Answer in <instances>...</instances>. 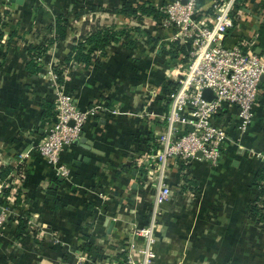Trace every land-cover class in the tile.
Instances as JSON below:
<instances>
[{
  "label": "crops",
  "instance_id": "0c3cea01",
  "mask_svg": "<svg viewBox=\"0 0 264 264\" xmlns=\"http://www.w3.org/2000/svg\"><path fill=\"white\" fill-rule=\"evenodd\" d=\"M167 1L22 0L11 8L0 0V183L8 184L3 194L10 210L0 264H122L128 243H141L132 229L149 221L155 167L137 160L147 162L144 155L156 148L190 50L160 25ZM212 1L203 0L204 17ZM125 3H150L159 18L122 13ZM59 14L68 21L65 38L49 44ZM232 16L224 42L256 50L264 0H243ZM95 28L115 32L116 39L89 65L77 63L63 74L62 83L79 108L98 103L102 109L63 148L68 175L55 176L35 150L54 118L43 114V104L53 100L46 72ZM39 46L46 49L38 55ZM30 59L40 69H29ZM257 96L250 125L244 133L230 130L234 143L216 165L198 158L186 170L168 166L171 196L158 214L151 264H264V80ZM227 111L236 124L235 110ZM16 174L25 180L15 181ZM52 186L56 196L49 199Z\"/></svg>",
  "mask_w": 264,
  "mask_h": 264
},
{
  "label": "built area",
  "instance_id": "2783aa9c",
  "mask_svg": "<svg viewBox=\"0 0 264 264\" xmlns=\"http://www.w3.org/2000/svg\"><path fill=\"white\" fill-rule=\"evenodd\" d=\"M235 3L236 0H213L212 13L207 17L202 15L201 7L196 6V0H169L163 7L166 16L162 26L172 32V39L189 44V62L181 66L177 86L169 94L168 110L155 150L144 155L147 162L143 157L137 160L138 166L145 163L148 169L151 164L155 167L149 171L155 189L147 225L132 229L134 235L141 237V243H128L122 264H151L155 257V225L161 205L171 196L165 182L168 166L177 165L186 170L185 164L198 158L216 165L227 146L234 143L230 130L244 133L253 119L258 87L264 75V52L257 54L251 46L224 42L226 34L234 27ZM75 65L77 63L67 67L61 62L55 67L62 69L63 75ZM46 73L53 83L54 118L45 126L35 150L55 176H67L68 169L60 159L64 146L77 140L86 119L102 108L98 103L79 108L73 94L57 81L53 67ZM205 88L211 90V100L202 97ZM224 108L235 110L236 124L228 118V111L220 115ZM261 159L264 162V155ZM19 178L25 180V174H16L15 181ZM5 186L8 184L0 183V237L10 214L4 203ZM261 188L264 190V179Z\"/></svg>",
  "mask_w": 264,
  "mask_h": 264
},
{
  "label": "trees",
  "instance_id": "16d2710c",
  "mask_svg": "<svg viewBox=\"0 0 264 264\" xmlns=\"http://www.w3.org/2000/svg\"><path fill=\"white\" fill-rule=\"evenodd\" d=\"M202 2L203 0H196V6L201 7L203 5ZM238 2L239 1L235 3V9L240 7ZM121 12L129 14V15H133V16H137L138 14L152 15L157 18H159V15H160L158 11L150 3H145L142 5L140 4L130 5L128 3H125L121 8ZM67 24H68V21L66 18H64V15L62 14H59L54 18V22L51 25V30L53 34L50 37V39H48L49 44L53 43L54 41L63 40L65 38V35L67 32ZM115 39H116L115 32H112L111 30L107 28H95L88 35H86L83 39H81L80 41H74L69 46V52L66 54L64 58L65 59L64 64L67 67H70L72 63H84L87 66L90 63H92L91 60L93 58L92 55L94 53L103 54L106 45ZM257 45L258 47L261 48V50L264 51V23L261 25L259 29ZM34 49H36L39 52V53L37 52L39 55L40 52L42 53L45 51L46 47L39 46V47H35ZM34 49L33 48L29 49V53L31 54V56H34L35 54L33 53ZM179 49L183 51L184 47L177 45L176 50H179ZM187 57L188 56H186V59ZM28 68L37 71L38 69H40V66L38 62H34L33 59H30V61L28 62ZM53 70L57 75V81L61 83L63 80L62 69H57V67L54 66ZM48 103L52 107H49ZM43 108L47 110V113L43 112L45 117H49L53 115V102L52 101L51 102L47 101L46 103H44ZM222 114H223V109L220 110V115ZM25 224H26V221L22 219L20 222L21 226H19L18 228L20 235L22 234V230L25 228Z\"/></svg>",
  "mask_w": 264,
  "mask_h": 264
},
{
  "label": "water",
  "instance_id": "95a60500",
  "mask_svg": "<svg viewBox=\"0 0 264 264\" xmlns=\"http://www.w3.org/2000/svg\"><path fill=\"white\" fill-rule=\"evenodd\" d=\"M22 0H9V7L13 8L15 4H19L21 3ZM183 2H185V0H183ZM255 52L257 54H260L261 53V48L260 47H257ZM264 80V75L261 77V81ZM212 92L210 89L208 88H205L203 89L202 91V97L206 100H211L212 99ZM70 124H72V122H70ZM81 142L85 141L84 138H81L80 139ZM77 142V140H75L73 143L75 144ZM66 147V145L64 146V148ZM197 156H200V153L197 154ZM47 194H48V198L49 199H53L56 195H55V190L53 188V186L47 191Z\"/></svg>",
  "mask_w": 264,
  "mask_h": 264
},
{
  "label": "rangeland",
  "instance_id": "374dc122",
  "mask_svg": "<svg viewBox=\"0 0 264 264\" xmlns=\"http://www.w3.org/2000/svg\"><path fill=\"white\" fill-rule=\"evenodd\" d=\"M218 1V0H217ZM237 1H239L238 3H239V5H241L242 3H243V0H236V2ZM245 1V0H244ZM162 9V11H163V13H162V15H163V18H161V21H160V25H161V22H163V19L165 18V12H164V8L162 7L161 8ZM198 17H200V16H198ZM187 62H189V56L187 57V59H186V61H185V63H187ZM179 72H181V68H179ZM178 75V77H180L179 75L180 74H177Z\"/></svg>",
  "mask_w": 264,
  "mask_h": 264
}]
</instances>
